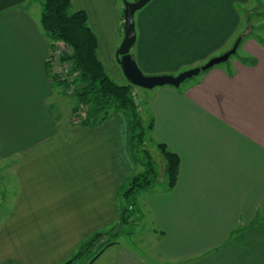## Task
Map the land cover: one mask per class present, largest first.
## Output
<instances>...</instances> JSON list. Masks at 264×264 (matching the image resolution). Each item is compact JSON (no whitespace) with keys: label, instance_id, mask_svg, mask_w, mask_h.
Wrapping results in <instances>:
<instances>
[{"label":"crops","instance_id":"1","mask_svg":"<svg viewBox=\"0 0 264 264\" xmlns=\"http://www.w3.org/2000/svg\"><path fill=\"white\" fill-rule=\"evenodd\" d=\"M33 1L0 0V264L67 261L118 220L123 189L143 171L122 111L98 126L74 123L75 104L62 116ZM70 1L120 82L119 3ZM250 2L151 0L135 13L131 56L147 76L201 67L245 36L240 56L144 94L148 143L161 156V176L139 202L151 228L148 256L116 241L92 264H264V47L247 28ZM158 144L179 160L172 187Z\"/></svg>","mask_w":264,"mask_h":264},{"label":"trees","instance_id":"2","mask_svg":"<svg viewBox=\"0 0 264 264\" xmlns=\"http://www.w3.org/2000/svg\"><path fill=\"white\" fill-rule=\"evenodd\" d=\"M38 1L40 5V29L49 43L50 50H53L55 46H66L69 49V53L64 54L59 59V63H66L70 66V74L74 75L72 83L60 81L56 75L51 74V68L49 73L53 87L59 89L62 96H67L66 92L71 84L74 86L72 97L75 101V107L72 118L79 110L85 108V119L81 120L78 125L98 126L112 111H122L126 114L129 124L128 148L130 156L134 162L139 163L140 160L136 157L135 150L140 148L144 159H147L145 163H141L143 171L129 179L126 188L120 195L123 203L116 226L108 231L96 232L84 239L77 251L62 263L77 264L79 261L87 259V264H92L106 248L117 243L116 239L110 241L109 238L112 235L115 238L118 237L122 228L130 223L135 213L133 210L140 212L136 196L149 190L156 180L154 162L148 152L142 148L149 126H146L145 129L142 123L135 92H133L135 86L129 82L125 85L119 84L99 61L96 37L88 25L86 13L74 11L70 0ZM257 16L264 20V12L258 13ZM244 36L245 34H241L235 40L239 38L241 43ZM258 42L264 47V39H258ZM115 60L120 68L119 58L116 57ZM50 65L51 62L49 61ZM158 149L166 162L167 185L172 187L177 178L179 160L162 144H158ZM129 199L133 200L132 204H129ZM129 233L127 232V234ZM90 253L94 255L88 258Z\"/></svg>","mask_w":264,"mask_h":264},{"label":"rangeland","instance_id":"3","mask_svg":"<svg viewBox=\"0 0 264 264\" xmlns=\"http://www.w3.org/2000/svg\"><path fill=\"white\" fill-rule=\"evenodd\" d=\"M117 2L120 5L119 12L123 13V9H124L123 0H117ZM30 8H31L32 13L36 17L39 18V13H40L39 12L40 11L39 1L38 0H34L33 3H31ZM248 10H252V18L251 17L249 18V20L252 21V22H249V24L247 25L248 31H251L250 28L252 26V36L255 37L256 39L257 38L258 39H264V20L257 16L258 13L264 12V0H251L250 4L248 5ZM244 24H245V22H244ZM121 37L123 39V31H122ZM132 52H134V49H132V51H130V54H133ZM240 54H241V50H238L237 54L231 56V58L240 56ZM189 70H191V69H189ZM120 71L121 70H119V72ZM185 71H187V70H183L182 72H185ZM182 72H180V73H182ZM144 75H146V74H144ZM169 76H172V75H169ZM188 80H190V79H188ZM118 83L122 84V85H125V84H127V81H126V79L121 77V81L118 82ZM73 88H74V86H73ZM133 90H134L133 92H135L136 103L139 106V110H141V112H142L141 113V115H142L141 116V120H142V123H143V125H144V127L146 129V126H147L146 115H145L146 113H144L142 111L144 109V106H145L144 94L148 95V94L151 93V91L150 90L141 89V88H138V87L133 88ZM58 91H59V89H57V92L55 91V95H54V99L56 101V105H57L59 111L62 112V116L63 117H64V115L68 116L70 114V109H71L72 104L73 105L75 104V101H74V99L72 97V95H74V94H73V92L69 93V91L67 90V92H66L67 96L64 97V96H62L60 94V91L59 92ZM51 101H53V100H51ZM145 109H146V106H145ZM143 144L144 145L142 146V148L144 150H146V151H149L150 158L154 162V169H155L156 176L158 178L159 176H161V168H160L161 156L159 155V152L157 151V149L154 146H152L150 143H148V133L147 132H146ZM135 153L137 155L136 157L139 160H141L142 163L146 162L147 159H144L143 153H142L140 148H137L135 150ZM142 196H143L142 193H140L139 195L136 196V200H137L138 204H139V202H142V200H143ZM121 202L123 203V201H121ZM132 203H133V200L129 199V204H132ZM125 206L127 207V205H125ZM133 211L135 213L133 214V216H132V218L130 220V223L127 226H125L124 228H122L121 233L118 235L117 238H115L112 235L109 239H110V241H113V240L116 239V241H121L122 243H129L131 246L134 247V249L137 252H139L142 256L147 258V256H148V251H147L148 248L146 246V250H144L142 248V245H146V243L148 244L149 241L152 240V234H149V232H151V231H149V229H151L150 228V223L148 222L147 217H146L147 213L142 210V207H140V212L135 211V210H133ZM117 223H118L117 221L114 222L112 227H110V228L113 229L116 226ZM110 228L108 227L107 231ZM102 231H106V230H102ZM127 232H130V233L127 234ZM146 240H147V242H146ZM93 255L94 254L90 253L88 255V258L89 257H93ZM87 262H88L87 259H83L82 261H79L77 264H87Z\"/></svg>","mask_w":264,"mask_h":264},{"label":"water","instance_id":"4","mask_svg":"<svg viewBox=\"0 0 264 264\" xmlns=\"http://www.w3.org/2000/svg\"><path fill=\"white\" fill-rule=\"evenodd\" d=\"M151 0H136L129 2L123 0V39L118 49L116 50V57L119 58V65L122 70L123 76L129 84L145 89L152 90L157 87L170 86L179 87L183 82L191 79L201 72L209 70L214 66H218L228 61V59L236 54V50L240 44V39L235 40L230 50L224 54L210 59L206 64L201 67L193 68L178 74L177 76L157 75L146 76L138 68L135 60L132 58L130 51L136 42L135 31V13L141 10Z\"/></svg>","mask_w":264,"mask_h":264},{"label":"built area","instance_id":"5","mask_svg":"<svg viewBox=\"0 0 264 264\" xmlns=\"http://www.w3.org/2000/svg\"><path fill=\"white\" fill-rule=\"evenodd\" d=\"M67 53L69 49L66 46H55L53 50H50L49 61L51 62V74L56 75L60 81L70 84L74 80V75L70 74V66L66 63H59V59ZM68 91L69 93L74 91L72 84ZM83 119H85V108L79 110L72 118L74 123H79Z\"/></svg>","mask_w":264,"mask_h":264}]
</instances>
